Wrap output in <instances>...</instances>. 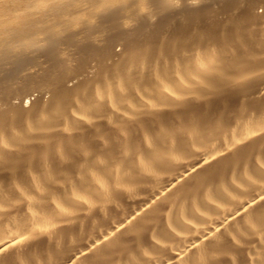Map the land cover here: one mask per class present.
<instances>
[{
    "label": "bare ground",
    "instance_id": "6f19581e",
    "mask_svg": "<svg viewBox=\"0 0 264 264\" xmlns=\"http://www.w3.org/2000/svg\"><path fill=\"white\" fill-rule=\"evenodd\" d=\"M0 264H264V0H0Z\"/></svg>",
    "mask_w": 264,
    "mask_h": 264
}]
</instances>
